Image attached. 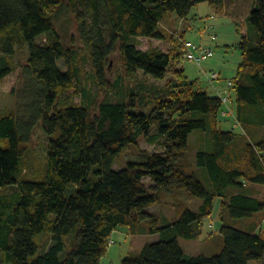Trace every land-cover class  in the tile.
Instances as JSON below:
<instances>
[{
  "label": "trees",
  "instance_id": "16d2710c",
  "mask_svg": "<svg viewBox=\"0 0 264 264\" xmlns=\"http://www.w3.org/2000/svg\"><path fill=\"white\" fill-rule=\"evenodd\" d=\"M225 1L0 0V80L15 69L8 56L27 43L28 57L20 67L39 95V106L31 107L23 122L13 109H0V264H99L118 226L132 229L144 221L157 240L120 264H264V197L252 189L264 185V0H255L238 44L241 61L231 81L234 100L228 107L234 119L228 130L220 126L228 119L221 116L227 109L221 110V98L195 89L196 81L185 75L180 37L167 51L138 48L139 37H172L160 28L168 13L184 18L201 2L221 13ZM62 7L74 18L105 94L119 81L106 77L114 55L125 75L141 71L145 79L164 84L141 89L135 83L122 100L86 101L85 89L75 84L80 73L76 50L61 42L53 20ZM40 35L50 43L36 44ZM59 58L65 71L57 66ZM71 94L80 95L81 102L74 103ZM141 107L146 111H137ZM39 122L47 137L46 160L40 175L30 176L24 172ZM237 127L245 131L243 137L233 131ZM196 131L199 145L192 165L187 152ZM137 132L160 150L144 162L112 169L117 154L137 143ZM193 166L205 170L207 185ZM179 191L199 204L193 208L176 200L178 217L159 226L151 206ZM215 199L219 228L203 242L218 235L217 246L190 255L177 237L199 238ZM253 215L258 218L248 230L230 224Z\"/></svg>",
  "mask_w": 264,
  "mask_h": 264
},
{
  "label": "rangeland",
  "instance_id": "374dc122",
  "mask_svg": "<svg viewBox=\"0 0 264 264\" xmlns=\"http://www.w3.org/2000/svg\"><path fill=\"white\" fill-rule=\"evenodd\" d=\"M255 0H226L223 5L222 12H216L215 9L206 2H201L193 6L184 18H179L175 13H168L162 20L160 28L165 30L166 35L162 40L159 39H140L139 47L142 49L148 46L157 47L160 50L167 51L171 48L172 42L175 39L181 41H191L196 45H204L212 50V55L200 64L195 61H183L184 73L189 80L196 81V88L207 91L210 95H218L215 88L220 90L227 88V82L232 81L236 75L238 65L241 61V52L238 46L241 41V36L245 34L248 25L246 17L254 5ZM56 30L60 36V40L64 45L73 48L77 53V62L79 64L80 73L79 81H76L78 89H85L86 101L99 100L104 98L107 101H119L132 93L133 86L138 83V87L148 89L159 87L164 84V80H154L152 78H144L141 71L137 75H125L120 62L116 55L109 59V69L106 77L110 82L119 79L117 85L105 94L104 90L99 89L97 80L91 70L90 60L85 45L79 38L76 31V24L72 14L67 7L60 8L53 16ZM249 26V25H248ZM171 37V38H170ZM51 38L46 35L35 37L36 44H49ZM180 50V49H179ZM11 57L15 69L0 80V109H13L18 122H23L28 117V111L31 107L39 106V95L37 86L30 85V79L26 76L20 67L28 57V44L25 43L23 48H16ZM57 66L60 70L65 71L66 67L62 58L57 59ZM211 72H218L220 79L209 80L208 76ZM229 94L234 100V90L229 89ZM71 99L74 103L81 102V96L71 94ZM105 96V97H104ZM235 112V104L231 105ZM225 109L222 105L221 110ZM137 111L145 112L146 108H137ZM226 121H221L220 126L223 130L231 128L230 120L232 117H227ZM231 118V119H230ZM235 134L240 138L243 137L245 131L241 127L233 129ZM196 131L189 139V149L187 152V160L194 165V154L199 145ZM137 135V143L129 144L124 147L115 157L112 169H122L128 162H144L149 154L160 150L159 145L151 144L139 133ZM238 138V142H239ZM236 141V142H237ZM47 137L43 133L40 122L35 126L32 134V140L28 148V163L26 165L27 175H40L44 168L47 151ZM195 175L205 184L208 183V177L203 168H196ZM146 185L150 184L149 178H143ZM252 189L258 197H264V185L257 184ZM180 200L190 207L195 208L198 204L196 199L188 198L186 191H179L175 195L162 197L159 202L151 206L150 211L157 214L159 218V226H164L168 222L173 221L178 217L174 202ZM216 207V206H215ZM257 215L249 218H238L230 221V224L248 230L249 222L255 221ZM247 221V225L244 222ZM218 210L214 208L210 219L204 221L203 233L197 239H186L178 236L177 241L183 251L190 255H195L200 251L210 252L217 246L219 236L215 235L206 242L203 239L207 236L209 230H215L213 225H217ZM212 224V226H211ZM210 227V228H208ZM264 227V224H263ZM149 228L148 221H144L131 229L129 226H118L108 239L106 253L101 257L99 264H120L127 256L135 255L145 243L156 241L158 235L152 236L147 233ZM44 237H42L43 239ZM71 235L66 238L64 250L59 254L63 256ZM40 253V252H39ZM260 264V263H251Z\"/></svg>",
  "mask_w": 264,
  "mask_h": 264
},
{
  "label": "built area",
  "instance_id": "2783aa9c",
  "mask_svg": "<svg viewBox=\"0 0 264 264\" xmlns=\"http://www.w3.org/2000/svg\"><path fill=\"white\" fill-rule=\"evenodd\" d=\"M184 57L185 60L189 61H195L197 63H201L202 61L206 60L208 57L212 55L211 48L204 46V45H196L195 43L191 41H184ZM209 80H218L220 79V75L218 72H211L208 76ZM232 86L231 81L227 82V88L230 89ZM229 89L220 90L218 88H215L216 92L218 93V96L221 98V101L223 105L227 107V109L221 111V116L223 117H232V121L234 119V114L232 113V110L229 109L228 104L231 102V95L229 94ZM238 125L237 122H233V126ZM111 241L109 242V244Z\"/></svg>",
  "mask_w": 264,
  "mask_h": 264
},
{
  "label": "crops",
  "instance_id": "0c3cea01",
  "mask_svg": "<svg viewBox=\"0 0 264 264\" xmlns=\"http://www.w3.org/2000/svg\"><path fill=\"white\" fill-rule=\"evenodd\" d=\"M143 38H145V37H143ZM140 39H142V37H139L138 38V40H139V43H141V40ZM147 39H151V38H147ZM149 47V46H148ZM147 47V48H148ZM138 48H140L139 46H138ZM147 48H145V49H147ZM140 49H142V48H140ZM145 49H143V50H145ZM219 89V88H218ZM231 119V118H230ZM196 201H198V200H196ZM175 203V202H174ZM173 203V204H174ZM198 204H199V201H198ZM197 204V205H198ZM197 205H196V207H197ZM216 206V207H215ZM214 208H217V210H218V215H219V200L218 199H215V202H214V206H213V210H214ZM253 222V221H252ZM252 222H249V226H250V224H252ZM219 222L217 223V225H213V227L215 228V230H213V231H216V230H218V228H219ZM244 225H247V221H245L244 222ZM211 226H212V224H211ZM208 228H210V227H208ZM211 231V229L209 230V232ZM113 233V232H112ZM156 234H152V236H155ZM157 239V238H156ZM251 264V263H250Z\"/></svg>",
  "mask_w": 264,
  "mask_h": 264
}]
</instances>
